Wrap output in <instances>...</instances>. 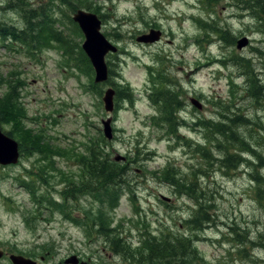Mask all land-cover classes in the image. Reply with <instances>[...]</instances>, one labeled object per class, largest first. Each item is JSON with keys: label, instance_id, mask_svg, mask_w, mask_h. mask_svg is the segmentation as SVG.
I'll return each instance as SVG.
<instances>
[{"label": "rangeland", "instance_id": "obj_1", "mask_svg": "<svg viewBox=\"0 0 264 264\" xmlns=\"http://www.w3.org/2000/svg\"><path fill=\"white\" fill-rule=\"evenodd\" d=\"M26 1L35 7L36 0ZM75 1L100 6L90 11L99 15L101 33L118 48L106 55L108 68L116 71L113 85L94 82V72L80 53L84 36L65 3L55 6L53 28L62 31L71 45L68 50L54 42L30 49L0 36V98L16 114L7 115L0 127L13 131L24 148L17 163L0 165V249L28 255L39 264H67L64 259L71 254L82 264H132L112 252L93 223L90 229L78 222L96 216L91 196L65 203L69 215L45 201L60 200L63 175L71 180L85 174L78 158L101 136L106 141L101 155L108 153V159L126 162L129 168L131 191L124 190L113 209L107 204L101 210L111 237L122 236L132 249L142 240L170 233L192 241L197 258L191 254L194 259L187 257L184 264H264L263 21L242 0ZM19 2L0 0V23L25 27L16 9ZM200 21L219 30L200 28ZM151 30L160 32L156 41L136 40ZM222 31L228 40L221 38ZM244 37L248 43L237 48ZM159 76L164 83L158 88L171 90L180 101L172 128L158 113L162 105L152 87ZM253 76L262 86L258 98L251 92ZM122 83L131 89L132 100L115 92L112 110H106L105 90ZM10 84L15 97L7 95ZM17 98L23 107L18 111L12 106ZM234 114L249 119L233 127L248 140L242 148L229 132L217 134L213 126L227 125ZM107 117L110 139L103 135L102 119ZM202 147L208 158L200 153ZM224 147L234 155L231 163L230 156L220 162ZM56 150L62 156L51 158ZM167 167L174 183L162 175ZM256 171L259 184L252 177ZM202 195L207 203L199 199ZM197 203L212 216L200 229L189 224ZM2 257L0 264H11L8 255Z\"/></svg>", "mask_w": 264, "mask_h": 264}, {"label": "trees", "instance_id": "obj_2", "mask_svg": "<svg viewBox=\"0 0 264 264\" xmlns=\"http://www.w3.org/2000/svg\"><path fill=\"white\" fill-rule=\"evenodd\" d=\"M242 1L243 4H245V8L252 7V13L263 21L261 22V24H264V0ZM57 2L67 4L71 8L72 12H75L78 8L92 11L100 10V6L91 7L88 3H81L79 1L76 2L75 0H36V5L34 8L29 7L30 2H27L26 0H20V2L18 3L19 5L16 6V9L20 11L25 27L16 26L12 23L10 24L1 22L0 36L4 39L19 41L30 49L36 50L37 48L38 50H41L40 48L43 47V45H50V42H54L59 47L68 50L69 48H71V45L61 34L62 31L59 28H53L54 23H56V20L53 18V12H55V6ZM101 18H103V15H101ZM206 24L207 22L205 21L199 22L200 28L219 30V28L213 25ZM74 25L77 32L80 33V30L76 23H74ZM222 32L223 35L221 36V38L228 40L230 37L229 34L225 31ZM80 53L87 61L90 71H93L88 58L81 49ZM240 58L241 57H238V60H241ZM68 60H70L69 56ZM115 73L116 71H114V68L112 69L109 67V79L107 81L108 84L113 85L111 76L115 75ZM159 77L160 82L158 84H153L152 87L154 88L153 91L158 90L155 92V96L157 97L155 101L160 102L162 105V109H160L158 113L162 112V118L166 122L165 124L168 127L172 128L175 126V119L177 118L175 112L177 111L178 106H180V101L177 99L176 94L171 90L165 89L164 87L163 89L158 88L164 83V76ZM250 82L252 95L258 98L261 94L262 86L257 84V80L254 76L251 77ZM122 84L123 85L121 87H117L115 90L117 97L122 98L123 100H132L131 89L127 84ZM14 88L15 85L10 84L7 89V95L16 94ZM13 97H15V95ZM5 99L6 98H0V124L6 122L5 117H7V115H11L13 117L16 116V114L12 115L13 112L9 108L10 103H8ZM12 106L14 109L17 108V111L20 108H23L21 103L18 101V98L16 101L12 102ZM221 115H223L224 117V114ZM228 120L229 122L227 123V125L220 122L213 125L215 127L214 130L216 131V133L224 135L227 131L230 133V138L233 137L234 140H237L239 142L238 144L240 148H242L243 145H247L246 143H248V140L246 139V137L244 135L238 134L233 127H236L237 129V127L247 124L249 119L243 114H234V117H230ZM236 121H239L240 123L235 124ZM202 124L207 127L209 126L205 122H202ZM262 132H264V130ZM5 133L11 137H13L14 135L13 131L11 130L6 131ZM96 142L97 145H93L92 143L89 149H86V153L82 154V157L80 156V158H78L82 166L86 168L85 174L83 175L82 172L81 176H79V173L72 175L73 177L71 180H69L67 176L66 179L65 175H63L62 177L64 178L62 179V185H64V187L61 188L58 193L60 200L52 197L46 198L45 201L48 203V205L51 206L52 204L55 207L54 209L60 210V212L65 215H69L71 214V212L65 209V203H68L69 200L78 198L79 195H88L89 197L91 196L92 200L97 203V209L93 210L96 216H94V218H91V220L86 219V221L82 218H80V221H78L77 218H74V220L76 219L78 222L83 223L90 229L93 223V225L96 226V230L99 231L100 236H102L105 241L111 244L112 252L115 255H125L126 257L124 259L126 261L128 260L132 264H136L137 262L141 264H184L183 262L184 260H187V257H189V259L193 258L191 257V254H193V256L197 258L190 238L188 239L182 236H172L170 235V233L162 232L160 234V237L152 236L150 238L142 240V244L140 246H134L131 249L122 236H110L112 234V229L107 226L108 222H106L102 215H100L101 210L102 208H105L107 204L111 206L110 209H113L115 207V205H113V202H116L121 193L126 189L131 191L129 187L130 182L127 179L129 168L126 162L120 163L119 161L116 162L115 160L108 159L110 157L108 153L101 155L100 150L101 152H103L102 146L103 143L106 142L103 137L100 136V139L96 140ZM94 146H97V148H95ZM236 146L238 147L237 144ZM19 148L21 151H23L24 149L22 145H19ZM223 151L225 154V158L220 156V162L222 164H225L226 158L230 156L227 158V161L228 163H231V161H233L234 159V155L229 152L228 147H224ZM38 152L42 151L39 150ZM56 153L59 156H62V154L56 150L52 151L51 158L55 156ZM200 153L205 158H208L209 156V153L203 147L201 148ZM239 158L240 157L236 158L234 164L232 165V168L236 166ZM44 159L45 158H42V160ZM39 172H41V174L44 173L41 169H39ZM162 175L164 178L174 183V178L172 179L170 177H173V171L170 168L167 167L163 171ZM252 177L254 181L259 184L260 179L257 175V171L252 173ZM30 193L34 195V193L32 192ZM257 194L260 199L259 189H257ZM199 199L207 203L206 197L204 195H202ZM39 202L40 201H37V203ZM197 205L198 207H196L193 217H191V219L189 220V224L192 223L194 229H200L202 228L203 224H206L207 222L212 220V216L208 213V211H205L206 209L203 208L201 204L197 203ZM38 206L40 208L42 205L39 204ZM71 207L72 205H69L70 209Z\"/></svg>", "mask_w": 264, "mask_h": 264}, {"label": "water", "instance_id": "obj_3", "mask_svg": "<svg viewBox=\"0 0 264 264\" xmlns=\"http://www.w3.org/2000/svg\"><path fill=\"white\" fill-rule=\"evenodd\" d=\"M72 20L78 25L84 35V40L81 44V47L93 66L95 72L94 81H106L108 78V68L105 63V55L110 51H116V46L110 43L101 33V20L97 14L79 8L73 13ZM159 35V31L151 30L149 33L138 36L137 41L153 42L159 38ZM247 43L248 41L245 37L241 38L237 41V48L241 49ZM104 93V107L106 110L111 111L112 105L114 104V89L109 87ZM192 102L195 106L199 107V103H197V101L192 99ZM110 121V117L102 120L103 133L108 139L112 137ZM18 159V142L13 137L4 133L0 127V165L15 164L17 163ZM3 254L4 252L0 249V258L3 256ZM9 259L12 264H37L35 260L16 253L9 254ZM65 262L76 263L77 256L72 255L66 259Z\"/></svg>", "mask_w": 264, "mask_h": 264}, {"label": "flooded vegetation", "instance_id": "obj_4", "mask_svg": "<svg viewBox=\"0 0 264 264\" xmlns=\"http://www.w3.org/2000/svg\"><path fill=\"white\" fill-rule=\"evenodd\" d=\"M72 255V254H71ZM71 255H69V256H71ZM75 255H77V254H75ZM42 259H43V257L42 258H40V260L42 261ZM66 259V258H65ZM64 259V260H65ZM78 259H79V262H78V264H82V259H80V257H78ZM35 260V259H34ZM65 263V262H64ZM37 264H39L38 262H37ZM68 264V263H67Z\"/></svg>", "mask_w": 264, "mask_h": 264}]
</instances>
